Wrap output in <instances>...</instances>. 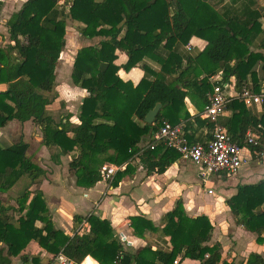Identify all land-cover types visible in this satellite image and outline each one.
I'll list each match as a JSON object with an SVG mask.
<instances>
[{
	"label": "trees",
	"instance_id": "obj_1",
	"mask_svg": "<svg viewBox=\"0 0 264 264\" xmlns=\"http://www.w3.org/2000/svg\"><path fill=\"white\" fill-rule=\"evenodd\" d=\"M61 1L26 0L7 21L11 44L0 48V84L7 86L0 91V128L12 121L32 120L41 127L43 145L57 149V161L60 156L78 152L69 167L75 171L79 187L91 188L103 181L104 164H129L139 153L149 173L165 172L180 155L163 146L142 150L140 143L166 122L184 123L187 137L191 119L213 129L214 124L199 115L190 116L186 99L195 101L202 112L213 89L209 78L220 71L224 81L236 77L239 88L251 77L254 92H261L256 68L261 65L264 74V54L251 48L264 30L261 15L254 10L241 17H228L206 0H65L62 6ZM2 8L0 2V14ZM69 19L80 25L82 36L105 38L99 46L80 49L74 61L72 83L87 92L77 125L71 116L57 123L47 109L57 97L56 69L67 44ZM193 37L208 45L199 55L183 58L178 48ZM163 48L166 57L161 54ZM117 51L128 55L127 71L145 58L160 62L162 70L156 79L144 78L134 86L118 76ZM157 104H162V109L155 123L149 125L145 118ZM229 107L237 112L231 118L220 117L218 123L236 142L242 144L248 128L264 125V115L260 119L251 116L243 102L234 100ZM101 119L104 121L99 122ZM28 150L29 144L23 140L0 146V196L23 177L33 185L45 176L46 172L27 155ZM159 155L167 158L156 161ZM52 159L56 162L54 155ZM124 175L118 172L112 185L118 186ZM31 194L27 187L16 198V206L0 198V264H11V259L19 256L24 264H42L40 256L29 259L23 255L33 240L47 253L56 256L63 252L74 264H82L88 256L98 264H176L177 259L178 264L184 259L199 264H234L223 259L220 243L211 244L214 227L210 219L205 215L189 217L181 200L163 218L171 251L145 246L132 253L115 239L111 223L93 214L74 218L75 224L85 219L87 232L71 237L55 229L44 194L38 191L30 198ZM227 204L237 224L256 234V242L263 244L264 181L240 186ZM131 227L139 238L146 231H156L143 216L132 218ZM84 264L93 262L87 259ZM245 264H264V256L251 253Z\"/></svg>",
	"mask_w": 264,
	"mask_h": 264
},
{
	"label": "crops",
	"instance_id": "obj_2",
	"mask_svg": "<svg viewBox=\"0 0 264 264\" xmlns=\"http://www.w3.org/2000/svg\"><path fill=\"white\" fill-rule=\"evenodd\" d=\"M64 1L65 0H63V2ZM101 1L102 0H96V2ZM206 2L215 10L226 14L228 17H241L254 10L261 15L260 22L264 30V0H206ZM252 3H254L253 6ZM68 25L71 26L70 31L72 34L68 35L67 28V44L61 54L56 69V90L58 89L59 79L63 80L65 76L71 77L78 51L84 47L99 46V44L105 40L103 37L86 38L82 36L80 25L70 19L67 20V27ZM71 36H73V38L79 36L80 40H78V42L73 40L71 51H66L71 44L69 40ZM263 40L264 33L255 40L251 51L264 54V47H262ZM188 44L192 45L191 51L186 49ZM188 44L181 45L178 48V53L183 58L199 55L208 45L205 40L198 37H193ZM161 54L163 57H166L167 54L164 48L161 49ZM116 55L117 59L115 64L120 68L118 76L124 81H130L134 86L139 85L144 78L150 81L156 79L157 74L162 70L160 62L145 58L136 67L127 71L124 69V66L128 62V55L124 51H117ZM143 66L148 68L149 71L144 70ZM138 69L142 70V74L140 72L134 73V71ZM256 70L259 74L261 91H264V74L261 71V65L257 66ZM134 78L138 79L135 81ZM64 86L65 84L62 83L61 87L64 88ZM66 89H69L73 95L77 94L78 97L81 98V104L87 96L85 90L75 85L74 88ZM70 100H72V95L68 101ZM53 105L54 103L49 105L47 109L49 114L56 121L55 111L57 108H52ZM186 108L191 117H196L201 113L195 101L190 99V97L186 99ZM246 108L250 115L256 119H260L264 115V104L253 105ZM236 112L228 106L223 117L231 118ZM72 114L73 112L69 110L66 114L61 115V119L71 116L72 122L75 118ZM98 121L101 122L104 120L101 119ZM14 122H17V124ZM72 123L74 125L79 124L80 121L78 117H76ZM35 125L36 123L32 120L25 123L12 121L9 125L0 129V131H5L10 127L20 128L23 141L30 144L27 142V139ZM191 127L192 129L189 131L188 140L195 143H204L211 138L213 129H209L205 125H200L193 119H191ZM38 128V133L35 134L39 148L38 154L48 153V162H46V159L42 162H38L30 158L34 164L38 165L46 172L45 176L41 177L33 185H30V180L23 177L10 192L1 194V200H7L10 202V205L16 206V198H18L27 187H29L32 193L30 198L33 197L34 193L40 191L45 196L49 214L51 215L55 229L61 230L71 237L77 232H87L89 230V225L86 224L85 219L82 223L75 224L74 218L75 216L86 218L93 214L101 219L108 220L113 228L115 239L122 242L124 250L132 253H135L145 246H151L153 249L163 252L171 251L172 245L170 238L163 232V218L167 213L171 212L176 207L177 202L181 200L186 214L189 217L196 218L205 215L210 219L214 227L211 244H221L224 260L229 263L234 262V264H245L251 253H259L264 256V243L258 244L256 242V234L247 231L242 225L237 224V219L227 204L228 200L237 195L240 186L256 185L264 181V164L253 160L249 164L243 166L237 175L232 176L227 173H221L203 177L201 174V167L179 157L169 165L165 172L160 174L157 172L149 173L148 169L141 162V155L139 153L135 159L120 171L125 173V175L118 186L114 187L112 185L113 179L109 182L103 180L91 188H82L77 186L75 171L71 170L69 167L70 162L76 158L79 153L76 152L71 155L60 156L59 161H57V149H48L43 145L41 127L38 126ZM150 139L151 136L144 137L139 145L140 149L143 150L147 148ZM51 151H54V153L49 154ZM52 155L56 157V162L53 161ZM173 155L174 154L171 156ZM164 156L166 155H159L156 161L167 158ZM39 161H41V159H39ZM208 179L210 180L208 183L209 187L205 189ZM23 180L26 182L24 186H27L24 190L22 187H17ZM262 209L264 210V206ZM137 216H143L146 220L150 221L156 228V231H146L142 238L135 236L134 230L131 227V219ZM38 226L40 227L41 224ZM1 246L2 244H0V247ZM23 255L27 256L29 259L40 256L42 264H52L55 257V255L44 251L36 240L28 244L23 251ZM87 259H90L93 264H98L91 256H88L82 264H84ZM179 260L180 259H177V261ZM11 264L24 263L19 256L13 257L11 259ZM180 264H199V262L191 259H184Z\"/></svg>",
	"mask_w": 264,
	"mask_h": 264
},
{
	"label": "built area",
	"instance_id": "obj_3",
	"mask_svg": "<svg viewBox=\"0 0 264 264\" xmlns=\"http://www.w3.org/2000/svg\"><path fill=\"white\" fill-rule=\"evenodd\" d=\"M61 6L64 2L60 3ZM186 49L192 50L188 44ZM223 71L209 78L212 91L207 94L208 103L200 113V117L214 124L211 138L204 143H191L188 140L185 125L180 123L164 125L151 135L147 146L150 150L162 145L166 149L175 150L182 159L201 167L203 177L227 173L237 175L241 168L255 160L264 164V125L258 124L249 128L242 144L236 142L228 131L218 123L233 100H240L246 107L264 104V91L254 92L251 77L239 88L236 77L223 80ZM127 164L116 166L104 164L101 167L104 180L112 181L118 172ZM178 264V261H175ZM52 264H74V261L63 252L57 254Z\"/></svg>",
	"mask_w": 264,
	"mask_h": 264
},
{
	"label": "rangeland",
	"instance_id": "obj_4",
	"mask_svg": "<svg viewBox=\"0 0 264 264\" xmlns=\"http://www.w3.org/2000/svg\"><path fill=\"white\" fill-rule=\"evenodd\" d=\"M25 1L26 0H0V2L3 3V8L0 14V48H5L9 44H11L6 24H7V21L10 19V17L12 16V14L19 11V9L22 7ZM67 28H68V35L72 34V32L70 31L71 26L68 25ZM69 40L71 43L69 46L70 50L68 48L66 51H71L73 47L72 46L73 40L78 42V40H80V37L77 36L76 38H73V36H71L69 37ZM137 72H140L142 74L141 69L134 71V73H137ZM134 79L136 81L138 78H134ZM58 82H59V85H58V89L56 90L57 97L52 102V104L54 103L52 108L53 107L57 108L55 111L56 121L59 122L61 119V115L66 114V112H68L69 110L73 112L72 115L75 116V118L78 117L79 112H80L81 98H79L77 94L73 95V93L70 92L69 89H66V88H74V85L72 83V78L70 76L69 77L65 76L63 77V80L59 79ZM62 83L65 84L64 88L61 87ZM6 88L7 86L5 84H0V91H4L6 90ZM71 95H72V100L68 101ZM74 120H72V122H74ZM14 123L17 124V122H14ZM38 130L39 128H38V125L36 124L35 127H33L31 134L29 135V138L27 139V142L30 143L27 155L30 156L32 159H35L38 162H42L44 159H46V162H48V159H47L49 156L48 153L38 154L39 148H38V144L35 138V134L38 133ZM21 134H22L21 129L20 128L17 129L16 127H10L9 129H6L5 131H0V146L9 147L10 145L18 143L20 140H23V136ZM53 153L54 151L49 152V154H53ZM39 159H41V161H39ZM106 164H110V163H106ZM209 182L210 180L208 179L205 189H208ZM25 183H26L25 180H23L20 184L17 185V187L18 188L22 187V189L24 190L27 187V186L26 187L24 186ZM6 201L7 200H4V202ZM6 203L9 204L10 202L7 201Z\"/></svg>",
	"mask_w": 264,
	"mask_h": 264
},
{
	"label": "water",
	"instance_id": "obj_5",
	"mask_svg": "<svg viewBox=\"0 0 264 264\" xmlns=\"http://www.w3.org/2000/svg\"><path fill=\"white\" fill-rule=\"evenodd\" d=\"M162 109V104H157L156 107L151 110L145 118V122L149 125H152L157 120V117Z\"/></svg>",
	"mask_w": 264,
	"mask_h": 264
}]
</instances>
